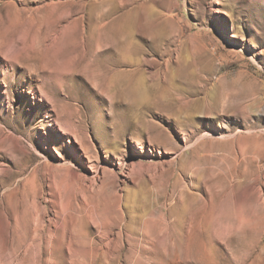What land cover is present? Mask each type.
Returning <instances> with one entry per match:
<instances>
[{
	"label": "rangeland",
	"instance_id": "1",
	"mask_svg": "<svg viewBox=\"0 0 264 264\" xmlns=\"http://www.w3.org/2000/svg\"><path fill=\"white\" fill-rule=\"evenodd\" d=\"M0 264H264V0H0Z\"/></svg>",
	"mask_w": 264,
	"mask_h": 264
},
{
	"label": "bare ground",
	"instance_id": "2",
	"mask_svg": "<svg viewBox=\"0 0 264 264\" xmlns=\"http://www.w3.org/2000/svg\"><path fill=\"white\" fill-rule=\"evenodd\" d=\"M127 89L129 90V95L131 99L134 101L140 98L143 99L144 97H146V91L140 82H138L137 84L128 86Z\"/></svg>",
	"mask_w": 264,
	"mask_h": 264
}]
</instances>
